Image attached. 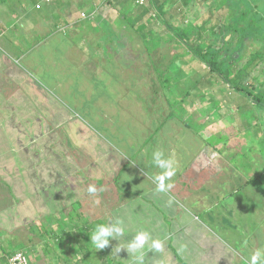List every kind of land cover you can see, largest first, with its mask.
<instances>
[{
  "label": "rangeland",
  "instance_id": "obj_1",
  "mask_svg": "<svg viewBox=\"0 0 264 264\" xmlns=\"http://www.w3.org/2000/svg\"><path fill=\"white\" fill-rule=\"evenodd\" d=\"M32 1L35 2V0ZM66 1L57 3L61 7L60 10ZM150 2V0H136L132 6L122 7L120 5L121 9L116 6L110 7L112 15L109 16L112 21L106 22L99 17V22L102 21L100 22L101 30L97 27L98 31L93 30L94 36H97L93 39L94 42H91L95 45L94 50L88 45L86 49L83 43L81 44L82 49L78 45L75 46L76 39L71 41L69 48L60 44L58 53L61 54L64 50L69 53L71 50L72 55L69 59L72 61L71 65L62 68L60 73L53 72L47 77V74L42 73L30 75L27 71V75L24 74L18 82H6V87L0 86L3 94L0 96V110L4 111L3 114L0 113V227L3 229L0 232V248L1 245L7 248L11 245L13 248L22 245L25 250H18L30 255L29 264H48L51 261L49 257L53 253L57 259L54 260L56 264L57 262L68 264L66 255L72 261L70 264H78V261L88 253L84 248L81 250L67 248L65 255L62 249L55 250L51 243L50 249L53 251L50 256L44 255V244L49 243L39 234L44 229L58 230L61 235H66L69 241H76L72 245L79 246L78 241L84 247H87L88 243V246L93 247L90 240L82 236L83 232L78 231L73 222V219L76 221H81L78 220L79 218L83 219L79 217L81 214L78 213V207L74 205L75 210L69 211L67 207L71 202L80 199L77 197L82 198L81 202L84 201V206L80 208L86 213L83 214L84 217L90 215L86 211L98 210L96 214L100 215L106 206L113 207L117 202L115 195L110 196L111 194L108 195V193L106 196L99 195L97 194L99 192L89 195L88 193L86 198L90 197V202L92 201V204H89L84 199L83 189L87 190L89 185L95 182L102 189V180L94 179L103 170L101 159L107 154L113 155V152H117L115 149L119 148L118 151L124 153L123 159H126L127 149L129 154L132 151L135 157L145 154L150 160H152L153 151L157 149L163 150L166 155L173 154L179 163L174 177L178 175L185 177L195 190L191 194L197 199L212 194V198L215 196L214 199L217 202L218 194H228L231 189L237 188L236 183L240 187L247 180L258 176L253 183H248L243 189L238 188L232 191L239 196L241 203V198L245 197V203L242 205L243 209H247L248 220L256 223V218L259 217L263 222L258 226L264 228L263 139L251 135L247 137V129L251 125H246L240 116L239 118L235 115L234 118L232 110L234 102L238 101V93L230 90L227 84L212 80L206 64L199 60L188 62V59H186L187 64H184L179 59L178 65L188 69L184 68L185 72L182 71L183 79L179 83L175 82L174 85L165 83V79L162 78L156 66L168 70L166 64L170 62V59L178 52H185L187 48L182 46L183 48L178 49L173 44L165 42L162 47L155 48L152 52L146 49L147 42L142 39V32L138 31L137 26L142 23L150 24L156 28L155 31L164 28L163 23L157 19L154 9L143 14L146 8L149 10ZM236 2L239 3L238 0ZM236 2L231 6L238 5ZM247 2L252 6L255 4L264 12V0H248L243 3ZM205 5L194 6L186 11L182 10L177 17L170 13V17L167 16L168 21L180 24L183 23L186 15L185 23L201 27L211 16L213 17ZM49 9L48 5H44L40 12L48 13ZM218 12L223 14L227 10L223 9ZM141 13L143 17L137 20V15L141 16ZM78 14H81L80 10H77V16ZM93 14L95 15V12ZM127 14L130 18L126 19ZM86 15L82 13V16ZM150 18H153L154 22L156 19V23L150 22ZM214 18H217V13ZM132 20L135 24L131 22ZM81 23L92 25L93 20L86 19ZM96 24H93L94 28ZM105 28L109 31L107 32ZM210 28L211 26L202 28L204 34L202 37H208L206 35ZM57 30L58 32L65 31L66 26ZM14 36L18 34L15 33ZM73 36H83V34ZM101 36H103L102 39H100ZM104 36H110V39ZM193 41H196L195 38ZM22 44L27 45L26 42ZM251 44L254 47L247 49V54L259 48V44L255 42ZM108 45L109 49H107ZM98 46L101 54L97 52ZM246 61L247 58L242 59L239 65L241 66ZM9 67L12 73H23L18 65ZM262 68H264V61L250 66L246 71L248 75L242 84L246 85ZM58 73L62 75L64 81L67 80L64 85L67 89H60L52 82L55 80L50 76L55 77L56 74L59 76ZM196 77L201 78L199 84H197ZM42 79L47 84L44 85ZM0 81L3 80L0 79ZM209 83H211L210 88L203 92L206 89L202 87ZM14 84L24 86L25 91L20 92L22 91L20 88L23 87L13 88ZM73 85L78 87L72 89ZM188 89L191 90V95L183 99L180 96V90L186 92ZM10 92L14 94L10 96ZM32 92H36L37 97ZM202 94L207 96L204 102L200 101ZM174 96L182 98L184 100L182 105L192 113L194 118L190 121L192 127H188L185 122L187 114L183 117L176 113L177 117L182 120L168 119L167 124L171 123L168 131L165 132L164 129L157 131L155 123L159 119L156 117L159 116L158 118L161 119V115L165 117L170 114L169 103ZM217 100L221 103L219 109L213 107L215 106L214 101L218 102ZM207 105L214 108L213 116L216 121H209L210 123L205 128L201 127V131L197 133L194 128L198 129L199 123L209 120L211 116L210 110L206 108ZM231 113L233 115L226 119L225 117ZM263 113L261 109H258L259 118ZM219 131L227 133L231 138L230 142L224 145L221 143L218 147L208 146L210 133ZM164 132L163 143L159 135ZM261 133H263L262 130L259 131V135ZM112 158V162L120 165L117 154ZM144 163L146 166L152 165L150 161ZM96 165L100 166L99 170ZM66 169H69L68 173ZM248 169L250 171H247ZM148 171L147 174L152 177L160 170L156 168L155 171L150 169ZM86 175H90L89 180ZM134 178L138 180L137 176ZM109 188L115 192L113 185H109ZM172 195L178 196L179 193L175 192ZM107 197H109L108 200H106ZM96 200H99L98 204ZM165 201L171 205L168 203L169 197H166ZM221 203L226 204L224 200ZM114 207L116 208L117 205ZM152 207L153 204H143L139 199L134 201L129 208L133 209L134 217L139 216L135 218V223L140 220L142 212L149 211ZM109 211L111 210L106 211L102 217L108 216ZM213 214H215L214 211ZM92 223L91 221L89 225ZM28 226H31L32 230H29ZM137 226V229L143 227V225L135 224V228ZM164 228L167 231L172 230L173 220L171 218L166 221V224L160 226L154 235L155 238H158ZM76 234L79 236L75 239ZM221 235L227 238L226 235L222 233ZM261 235L263 242L256 236L257 241L254 243L258 244L255 245L254 250L264 247V234ZM191 236H195L194 232H191ZM224 244L221 246L223 254L227 247V254H230L227 257L232 259L236 250L232 249L231 244L228 245L225 242ZM240 244L242 243H237L235 246L239 248ZM192 252L193 256L191 252L188 254L191 260H195L194 264H200L204 255L207 254L200 250L197 254L202 253L203 257H196L194 255L197 251ZM2 254L0 249L1 264ZM244 256L237 254V259L243 260ZM206 259L213 261L214 257L209 255Z\"/></svg>",
  "mask_w": 264,
  "mask_h": 264
},
{
  "label": "crops",
  "instance_id": "obj_2",
  "mask_svg": "<svg viewBox=\"0 0 264 264\" xmlns=\"http://www.w3.org/2000/svg\"><path fill=\"white\" fill-rule=\"evenodd\" d=\"M60 2H63V0H35V2L32 0H0V79L3 80L0 81L1 87H6V82H18L27 71L30 75L42 73L43 75L47 74L48 77L53 72L60 73L62 68H67L72 62L69 60L72 57L71 50L69 53L67 50H64L61 54L58 53L60 44L69 48L71 41L76 39L75 46L78 45L82 49L83 46L81 44L83 43L85 48L88 45L93 50L95 49V45L91 42H94L93 39L97 37L94 36L93 30L98 31L97 28H101L100 22L102 21L99 22V17L106 22L112 21L109 16L111 14L109 10L111 6H109L108 0H67L61 10V7L57 5ZM44 5L50 7L48 13L40 12ZM77 10H80L81 13L78 16ZM96 10L99 12L97 11L96 13ZM93 12H95V15H92ZM82 13L87 15L82 16ZM86 19L93 20V24L97 23L95 28L93 24L83 25L81 23ZM65 26L66 30L62 31L61 28ZM58 28L61 32H58ZM106 30L108 32V29ZM15 33L18 36H14ZM79 34H83V36H73ZM104 37L110 39V36ZM102 38L103 36L100 39ZM23 42H26L27 45L23 46ZM109 48L110 46L108 45L107 49ZM99 50L101 49L98 46V53H100ZM10 65H18L23 73H12L9 70ZM47 77L46 80L49 81ZM50 78L55 80L52 82L58 88L67 89L64 86L67 80L64 81L61 74L59 76L56 74L55 77L52 75ZM42 80L44 85L47 84L44 79ZM77 87L73 85L72 89ZM79 87L82 88L81 86ZM13 88H20L22 90L20 92L25 89L24 86H19L18 84H14ZM12 94L14 93H9L10 96ZM32 94L37 97L36 92H32ZM2 95L0 91V96ZM3 112L0 110L1 114ZM164 134L165 132L159 135L163 143ZM118 150L115 149L121 162L120 165L112 162V160H107V154L105 158L101 159L103 160L101 177L97 174L99 176L94 178L102 179L103 191H105V187L108 191L111 190L109 185H113L114 191H117V193H113L115 197L117 196V207L115 208L114 205L110 208L106 206L102 209L101 214L103 215L106 211L111 210L107 214L111 213L113 216L124 217V220H131L136 225L147 224L153 238H155L154 235L158 232L160 226L166 224V221L171 218L173 220L172 230L167 231L164 228L161 231L164 235L158 237L165 242L163 253H155L161 264H180L179 260L174 257V249L181 254L183 259L189 262L188 264H194L195 262V260L190 259L188 253L191 252L193 256L192 251H197L194 256L203 257L202 253L200 255L197 254L200 250L207 253L200 264H241L243 261L247 262V258L254 251L255 245L258 244L257 242L254 243L257 241L256 236L263 242L261 234H264V228L263 226H258L260 223L262 224L263 220L257 217L256 223L254 221L250 222L248 220L249 215L246 214L247 209H243L245 197L241 198V203L239 196L234 193L238 188L243 189L248 184V180L240 187L236 183L237 188L231 189L228 194H218L217 202H215V196L212 198V194L205 195L202 199H197L196 196L191 194L195 192L192 189V184L181 175L172 178L174 187L170 193H160L155 190L156 186L149 174H147L149 173L148 169L151 171L156 169L152 160L148 156L146 157L145 154L135 157L132 151L129 154L128 149L125 156L126 159H123L124 153H120ZM171 150L173 149L171 148ZM146 161H150L152 165L146 166L144 163ZM97 167L100 169V166ZM111 167L114 170L111 171ZM111 172H114V175L109 181L108 178H110ZM134 176H137L138 180ZM92 185H96V182ZM175 192L179 193V195L173 196L172 194ZM166 197H174V202L168 205L165 201ZM137 199L142 201L143 204H153V207L149 211L142 212L140 220L135 223V218H139V216L134 217L133 209H130L129 206ZM222 200L226 204L221 203ZM213 211L215 214H213ZM86 212L94 214L92 210ZM136 228L129 227V229ZM191 232H194L195 236H191ZM221 233L226 235L227 238L222 237ZM171 238H173V250L169 244ZM222 240L228 245L231 244L232 249L236 250L232 259L227 257L230 255L227 254V247L223 254L221 246L225 244ZM237 243H242L238 246L240 249L235 246ZM151 254L153 255V253ZM237 254L245 255V258L239 260L237 259ZM209 255L214 257L213 261H207L206 257Z\"/></svg>",
  "mask_w": 264,
  "mask_h": 264
},
{
  "label": "trees",
  "instance_id": "obj_3",
  "mask_svg": "<svg viewBox=\"0 0 264 264\" xmlns=\"http://www.w3.org/2000/svg\"><path fill=\"white\" fill-rule=\"evenodd\" d=\"M108 0L109 6H116L117 8L122 5V7L125 6H132L134 3H136V0ZM151 5L146 10L143 11V14L149 13L150 10L154 9L156 12L157 19L163 23L164 28L162 30L155 31V27L153 25L150 26V24L142 23L140 26H137L138 31L142 32V39L147 42L146 49L149 52H152L155 48H160L163 46L165 42H169L173 44L175 47L183 48L182 46H185L187 49L185 52H178L176 53L173 58L170 59V62L166 64V67L168 70H163V68H160L159 66H156V69L159 71L160 75L163 79H165V83L169 84H175V82H180L183 79L182 71L185 67L181 68L178 65V60L181 59L184 64H187L188 62H192L194 60H199L203 64H206V66L209 67V72L212 76V80H216L218 82H222L224 84H227L230 90H233L237 92L238 101L234 102V107L232 110L234 111V118L237 115L244 119V123L246 125H251L250 128L247 129V137L248 136H254L262 138L264 141V113L258 117V109H261L262 112H264V68L261 69V71L256 74L252 80H250L246 85H243V81L248 75V72H246L250 66H253L257 64L258 62L264 61V12L258 9L255 4L252 6L247 3H243L248 0H238L239 3H237V0H201L202 2H198L200 0H150ZM243 1V2H242ZM125 2V3H123ZM235 2L238 4L234 7L231 5L235 4ZM202 4H206V9L210 10V12L213 14V17L205 22L204 25L201 27L191 25L189 23H185V17L183 19V23L180 24H174L173 22H169L167 16L170 17V13L177 17V14H180L181 11H186L191 9L194 6H199ZM250 7H249V5ZM121 7V8H122ZM120 8V9H121ZM227 10V12L221 14L218 11L221 10ZM217 13V18H214V15ZM129 14V13H128ZM125 15V18H130L129 15ZM141 16L137 15V20L142 18ZM153 23H156L153 21V18H150ZM220 20V21H219ZM133 24V20L131 21ZM149 22V23H150ZM208 26H211L210 30L208 31L207 38H204L202 28H206ZM106 29V28H105ZM109 31V29H108ZM157 34V35H156ZM197 36V37H196ZM195 38L196 41H193ZM221 42V44H220ZM251 42H255L259 44V48L253 50L250 54H247V49L253 48ZM247 58V61L239 65L242 59ZM189 65V64H188ZM159 68V69H158ZM176 69V70H175ZM186 70L187 67L185 68ZM185 72V70L183 71ZM166 75V77L164 76ZM210 78V77H209ZM172 81H174L172 83ZM196 81L199 84L201 82V78L196 77ZM211 83L207 86H203L204 90L203 92H206L207 89L210 88ZM181 89V87L179 88ZM181 91V97L183 99H187L189 95H191V90H187L186 92ZM212 93V92H211ZM210 93V94H211ZM173 94V93H172ZM209 95V94H208ZM206 95L202 94L200 96V101H203L206 99ZM212 97V96H209ZM182 98H178V96H174L171 100L169 105L171 106V112L165 117H162L159 119V121L155 123V128H157V131H160L164 129V131H168V126L171 124H167L168 119H179L176 113L180 114L181 116H185L187 114V117L185 119V122L188 127H192L190 124V121L193 118L192 113L187 110L185 106L182 105ZM214 101V108L219 109V103ZM212 102V101H211ZM210 104V103H209ZM210 105H207L206 108L208 111L210 110V118L209 120H204L200 124V126L195 127V131L199 133L201 131V127L205 128L207 124H209V121L215 122L214 114V108ZM233 113L229 114L228 116H224L226 119L228 117H231ZM239 117V118H240ZM252 127V128H251ZM255 127V128H253ZM261 135H259V131H261ZM210 141L207 143L208 146L212 147H218L221 143L228 144L230 142V136L222 131L210 133ZM264 145V143H263ZM243 153V152H242ZM117 153L114 152L113 155H108L109 161H111L113 158L112 156L116 155ZM241 154V153H240ZM235 162V161H234ZM237 162V161H236ZM236 164V163H235ZM99 170V168H98ZM114 170L113 167H111V171ZM246 170V169H245ZM122 171V170H121ZM247 171H250L248 169ZM66 172H69V169H66ZM102 173V172H101ZM261 174V173H260ZM114 175V172L110 173L109 181L112 179ZM89 180V176L86 175ZM101 177V174H100ZM258 176L253 177L248 181L254 182L255 179H257ZM88 180H85V182H89ZM92 180V178H90ZM98 180H102L101 178ZM93 181V180H92ZM91 181V182H92ZM71 185V184H70ZM98 189L97 194L99 195H105L108 193V195L113 196V193H117V191L112 192L111 190L108 191V189L105 187V191H99L101 187H99V184L95 185ZM85 193L84 199H86L87 203L90 202V197L86 198L88 195L87 190L83 189ZM77 194V192H76ZM82 199L81 197H77ZM76 198V199H77ZM80 199H77L76 202H71L68 205V211L74 209V205L78 207V213L81 214L78 220L76 221L73 219V222L75 223L76 227L78 228V231H82L85 238L90 240V232L93 231L98 224H106L110 220H114L117 216H113L111 213L107 215H104L102 217V214L97 215V211H94V214L87 215V217H84L85 211L80 209L82 206H84V201L81 202ZM117 199V196H116ZM62 201L60 202V204ZM118 203L115 202L114 206ZM70 215V213L68 214ZM86 218V219H85ZM108 219V220H107ZM93 222L91 225H89L90 222ZM126 221V227H127V234L124 237H121L120 244L126 245L125 243L130 241L132 237L135 235L137 231L145 230L149 231L147 224H143V227L140 229H129V227L134 228L135 224L132 221ZM3 223V222H2ZM40 225H42L41 222H39ZM44 227V225H42ZM29 230H32L30 228L31 226H28ZM41 227V229L43 228ZM88 228H92L91 230ZM3 229L0 227V232ZM71 231V230H69ZM150 232V231H149ZM68 233V232H67ZM43 239H46L49 241L46 244H44L43 252H45L44 255L50 256V253L53 251L50 249V245H54L55 250L56 249H62V251L66 255V249L75 250L76 248L86 249L88 253L86 256H84L81 260L78 261V264H133V259L130 257V254L127 252L126 249L121 250L120 253L116 255L115 251L113 249L116 247V245L119 243L118 240L113 239L110 242V245L106 249H102L99 251L94 250L93 247H90L87 245V247H84L81 245V242H78L80 244L79 246H75L72 243H76V241H69L66 238V235H61L58 230H52V229H44L43 231H40L39 233ZM69 234V233H68ZM164 233H159L158 237H162ZM166 235V233H165ZM79 236V234L75 235L76 237ZM45 240V241H46ZM67 241V243L65 242ZM1 242V241H0ZM89 242V241H88ZM173 238H171L170 245L171 249L173 248ZM66 243V244H65ZM65 245V246H64ZM22 245H19L17 247H11L7 248L4 245H1V250L3 252L1 262L2 264H8L10 258L20 250L18 249H24ZM15 249V250H14ZM17 249V250H16ZM25 250V249H24ZM65 250V251H64ZM173 250V249H172ZM174 251V257L179 260L180 264H188L189 262L183 259L181 254L177 252L176 249ZM22 252V251H21ZM62 252V253H63ZM25 253V252H24ZM153 252H147L145 256V264H161V262L158 260L155 253L153 255L151 254ZM27 257H30L29 254L25 253ZM54 254V253H53ZM51 255L49 258L51 261H49L48 264H56L54 260L56 259L55 254ZM151 254V255H150ZM66 262L70 264L72 261L69 258L68 255H66ZM29 259V258H28ZM57 260V259H56ZM30 262V260H29ZM59 264V262H57ZM1 264V263H0ZM174 264V263H171ZM241 264H247V262L241 263Z\"/></svg>",
  "mask_w": 264,
  "mask_h": 264
},
{
  "label": "clouds",
  "instance_id": "obj_4",
  "mask_svg": "<svg viewBox=\"0 0 264 264\" xmlns=\"http://www.w3.org/2000/svg\"><path fill=\"white\" fill-rule=\"evenodd\" d=\"M152 163L160 170L151 177L156 186L155 190L160 193H170L174 187L172 178L176 175L179 168L178 161L174 155H166L163 150L157 149L152 153ZM99 191H102V189ZM87 192L89 195H95L98 189L95 185H89ZM174 199V197H170L168 203H173ZM96 203L98 204L99 200H96ZM126 234V221L122 217H116L106 224L96 225L95 229L90 232V243L94 250L99 251L108 247L110 242L116 239L119 243L113 251L117 255L121 250L126 249L133 259V264H145L147 252L163 253L165 249L164 240L153 238L151 232L145 230L137 231L126 245H121L120 239ZM17 259H19V256H17ZM24 264H27L26 260ZM247 264H264V247L252 251L247 258Z\"/></svg>",
  "mask_w": 264,
  "mask_h": 264
},
{
  "label": "built area",
  "instance_id": "obj_5",
  "mask_svg": "<svg viewBox=\"0 0 264 264\" xmlns=\"http://www.w3.org/2000/svg\"><path fill=\"white\" fill-rule=\"evenodd\" d=\"M50 1V0H47ZM17 256H19V259H17ZM27 261V264H29V259L27 255L24 252H17L15 253L9 260L8 264H24V261Z\"/></svg>",
  "mask_w": 264,
  "mask_h": 264
}]
</instances>
